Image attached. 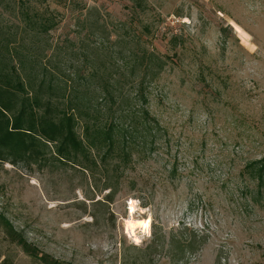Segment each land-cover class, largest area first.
Masks as SVG:
<instances>
[{
	"label": "rangeland",
	"instance_id": "rangeland-1",
	"mask_svg": "<svg viewBox=\"0 0 264 264\" xmlns=\"http://www.w3.org/2000/svg\"><path fill=\"white\" fill-rule=\"evenodd\" d=\"M24 1L56 18L46 42L38 40L50 45L39 60L56 76L91 73L94 49L106 59L104 76L127 70L143 50L165 64L143 108L135 105L148 119L127 141V156L98 165L108 170H91L89 144L76 157L84 166L60 162L52 145L35 160L0 159V213L14 229L62 264H174L171 240L193 234L204 243L177 264H264L256 174L264 165V0ZM1 18L21 23L3 11ZM74 129L82 138L81 121ZM131 200L137 217H151L138 241L123 225ZM4 257L41 264L0 227Z\"/></svg>",
	"mask_w": 264,
	"mask_h": 264
},
{
	"label": "trees",
	"instance_id": "trees-1",
	"mask_svg": "<svg viewBox=\"0 0 264 264\" xmlns=\"http://www.w3.org/2000/svg\"><path fill=\"white\" fill-rule=\"evenodd\" d=\"M17 2L13 7L0 0V159L35 160L41 147L50 149L49 145H52L54 156L60 162L70 161L84 166L76 160L84 144H89L94 152L91 170L108 166L115 158H125L127 141L134 138L139 123L148 119L146 111L140 117L137 112L147 102V86L161 72L164 59L143 50L133 54L127 70L104 76L99 74V67L103 65L100 61L106 59L94 49L91 53L97 64H91V73L80 75L72 71L73 74L65 75L61 71L60 77L56 76L48 71L46 62L39 60L50 46L44 43L42 47L39 41L46 42V36L57 24L56 18L32 9L24 0ZM2 11L18 16L20 25L3 24L6 21L1 18ZM93 26L92 23L91 35L96 32ZM95 30L102 36L99 29ZM35 46L42 49L31 53ZM54 65L58 67L57 63ZM35 67H38L37 71L33 70ZM88 84L91 85L90 93L86 88ZM137 102H140V109H135ZM80 121L83 124L82 138L74 129ZM115 132L120 137L114 138ZM144 133L149 134V130ZM94 156L99 157L100 163H94ZM114 166L111 170L117 171ZM260 167L256 173L258 185L264 188V165ZM105 177L109 178V175L106 173ZM0 227L10 242L19 245L34 260L41 264H62L29 243L1 213ZM195 236L193 234L189 241L171 240L174 264L181 260L184 252L194 254L198 251L205 239H196ZM0 264L16 263L4 257Z\"/></svg>",
	"mask_w": 264,
	"mask_h": 264
},
{
	"label": "bare ground",
	"instance_id": "bare-ground-1",
	"mask_svg": "<svg viewBox=\"0 0 264 264\" xmlns=\"http://www.w3.org/2000/svg\"><path fill=\"white\" fill-rule=\"evenodd\" d=\"M133 203L134 201L131 200L129 205L130 209H128V214L123 219V225L125 228V232L133 238V241H138L140 238L138 235L139 233L149 234L151 229V217H137L136 213L139 212L140 209L133 205Z\"/></svg>",
	"mask_w": 264,
	"mask_h": 264
}]
</instances>
